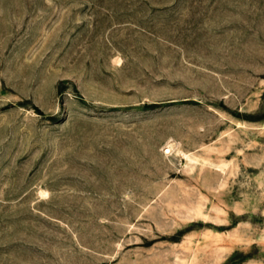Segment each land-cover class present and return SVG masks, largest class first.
<instances>
[{
  "label": "rangeland",
  "instance_id": "obj_1",
  "mask_svg": "<svg viewBox=\"0 0 264 264\" xmlns=\"http://www.w3.org/2000/svg\"><path fill=\"white\" fill-rule=\"evenodd\" d=\"M0 264H264V0H0Z\"/></svg>",
  "mask_w": 264,
  "mask_h": 264
}]
</instances>
